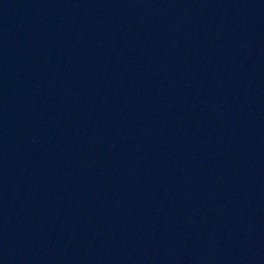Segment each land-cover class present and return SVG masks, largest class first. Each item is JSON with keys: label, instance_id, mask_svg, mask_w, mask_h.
Segmentation results:
<instances>
[{"label": "water", "instance_id": "1", "mask_svg": "<svg viewBox=\"0 0 264 264\" xmlns=\"http://www.w3.org/2000/svg\"><path fill=\"white\" fill-rule=\"evenodd\" d=\"M0 264H264V0H0Z\"/></svg>", "mask_w": 264, "mask_h": 264}]
</instances>
